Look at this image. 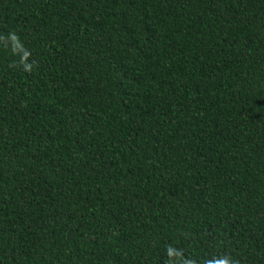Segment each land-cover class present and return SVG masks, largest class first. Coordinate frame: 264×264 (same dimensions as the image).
Wrapping results in <instances>:
<instances>
[{"label": "trees", "instance_id": "trees-1", "mask_svg": "<svg viewBox=\"0 0 264 264\" xmlns=\"http://www.w3.org/2000/svg\"><path fill=\"white\" fill-rule=\"evenodd\" d=\"M0 264H264V0H0Z\"/></svg>", "mask_w": 264, "mask_h": 264}]
</instances>
